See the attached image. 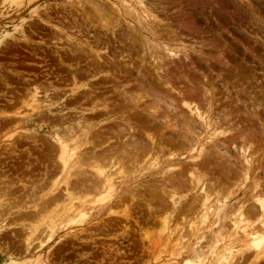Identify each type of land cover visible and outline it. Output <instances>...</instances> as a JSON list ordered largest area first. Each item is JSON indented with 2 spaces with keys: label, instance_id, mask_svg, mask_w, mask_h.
<instances>
[{
  "label": "rangeland",
  "instance_id": "374dc122",
  "mask_svg": "<svg viewBox=\"0 0 264 264\" xmlns=\"http://www.w3.org/2000/svg\"><path fill=\"white\" fill-rule=\"evenodd\" d=\"M145 17L147 19H144ZM70 37L71 39H68ZM74 48H76V51L80 50L77 55L69 51V49L73 51ZM168 51L175 52L176 56ZM96 53L98 55L102 54V56L96 58ZM110 62H112V65ZM232 66L234 67L232 68ZM69 67L71 70H69ZM72 68L77 69L79 74ZM73 71L76 73L74 78L79 83L78 85H84L85 83L84 88L86 87V90L88 88L89 92L97 90L94 92L97 94L98 92H104L105 95L112 94L113 90L111 89L115 85L119 90L126 89L129 85H133L137 78L148 77L155 80L154 77H156L158 78L156 80L163 78L160 81L166 80L168 82L170 78L169 81L173 80L171 77L173 74V78L175 80L180 79L183 84L189 80L193 82L198 80L199 85L192 82V86L195 84V90L199 89L198 91L202 92L201 95L204 93L205 86L209 90L206 94L210 93L211 96L208 95V99H206L205 95L202 100L205 99L210 102V98H213L211 104L214 122L221 123L219 128H221V125L224 128L227 125L226 128L232 130H236L235 127L240 130L245 129L244 134L249 139L246 138L244 142L247 143L251 139L250 141L257 144L255 146L260 149L259 159L264 165V92H262L264 91V0H0V199L4 200V197L10 198V196L12 198L15 195L14 197L17 196V199L21 197L20 201L25 202L21 201L23 203L21 204L19 199H16L19 204V206L16 205V210L14 207H12L14 211L12 208L11 210H0V264H167L166 262L171 258L170 253L175 248L173 245L170 246V243L168 246V241L166 242L165 237L160 234L159 226L156 224L158 221H156V217L160 216L158 212L147 219L145 217L146 211H143V216L138 220L139 228L135 224L129 223L137 231L135 233H123L124 228L122 225L126 223L119 219H113L112 226L107 231L104 226L100 225L97 230L92 229L97 232L91 238L90 235H85V232L79 234L77 228L80 227L77 226L79 224H73L74 226L67 224L68 219L61 217L63 207L67 205V200H64L63 194L64 201L60 199L57 201V203L60 202L59 204L47 206L36 219L35 217L29 218L23 214L22 209L19 210L26 204H29V207L32 206L31 209H33V205L34 208L36 207V203L30 202L32 201V197H29L31 190L26 189V193L23 185L27 186L28 184L30 187L27 186V188L38 185L35 188L37 194H35V191H33V194L42 197V194L48 191L47 188L50 189L51 184L61 181L60 174L56 173L58 170L52 171L53 166L50 163V157L52 156L46 155L47 150L42 144L45 145L46 141L53 144L54 133L64 134V131H67V120L66 124L61 122L62 126L54 121L58 116V118L64 120L69 116V111H67V108L64 109V106L67 103V95L73 88L72 81H70L71 78L73 80V74H71ZM141 72L143 76H141ZM234 72L239 73H236L238 77L241 74L247 80L243 79V85L241 86L243 90L240 86L235 85L237 83L232 84L233 79L228 77L227 73L235 76ZM219 78L229 80V84H225V79L224 82L223 79L219 80ZM251 78L255 80H251ZM101 79L107 80V83H103L104 81ZM110 80L112 82H109ZM93 82L97 83L93 84ZM37 84L44 87H39ZM119 84L121 87L118 86ZM125 84L126 86H124ZM201 84L204 85L203 88ZM112 85L114 86L111 87ZM34 86L44 88V90L48 89V94L49 89L52 88L54 92L52 91L50 94L57 91L54 95L56 97V94H58L60 98H55L54 95L49 94V97L53 96L49 99L52 98L54 101H58L57 104H60V102L64 104L55 107L54 111H44L42 114L31 112L27 107H23V109L25 108L23 110L21 106L25 105L20 103L25 100L24 94ZM230 86H233L232 88L240 87L239 90L242 91L237 92L238 89H234L235 92ZM105 87L106 89H104ZM178 87L175 86V89ZM247 88H253L248 91L250 92L248 95L246 94L248 93L246 90H249ZM255 88H258L257 91L259 92ZM107 89H109V92H105ZM243 91L246 93H240ZM94 92L89 94H95ZM169 93L172 94V92ZM173 94L175 96V93ZM234 94L236 95L234 96ZM259 94L263 97H260ZM249 95L255 96L254 102H252L253 96H250L251 101L249 100ZM259 98H262L263 103ZM240 100H243L241 101L243 103L246 101V104H241ZM248 100L249 102H247ZM256 103L263 106V111ZM9 104L13 105L11 107L12 111ZM237 105L239 108H237ZM207 107L205 106V108ZM183 112L186 114L185 111ZM183 112L181 111V113ZM70 113L71 116L74 114L73 111H70ZM88 114L86 112V115H83V123L85 122V124L92 127L90 129L93 135L95 133L103 135L107 128L115 129L114 126H110L115 119L104 120L103 115L100 118L92 119ZM170 115L172 116L170 117ZM170 115V119L179 120L177 117L181 114L179 112V114L171 113ZM50 117H52L51 119L54 118V121L47 120ZM55 123L57 127L54 126ZM74 123L76 124V121ZM103 128L106 129L103 130ZM250 129H256V132L255 130L250 131ZM246 136L244 135V137ZM254 136L256 140H253L255 139ZM219 139L224 144L225 142L232 143L230 140V143L224 140L223 137ZM49 140H52V142ZM234 143L237 145V149L227 144V148L224 150L232 159H237L242 163L238 148L243 141L238 140ZM11 145L14 147L12 148ZM170 149L171 147L167 146L162 153H159L162 161L167 160V155L173 152V149ZM174 152L178 154L184 151L176 149ZM143 155L145 156V154H142L141 157ZM221 156V154H217L214 160L210 161V170L215 173H213V176L216 178H220L218 175L220 168L216 165L219 164V167L227 165V163H223L227 157L221 158ZM45 157L50 159L48 160ZM141 157H138V160L140 158L139 161L142 160L143 157ZM183 157H186V154ZM148 160L150 161V159ZM148 160L147 165L149 164ZM187 161L188 159L184 162L188 164ZM189 162L190 165L192 161L189 160ZM231 164H233L232 161ZM137 166H145L143 168H146L145 164ZM126 169L124 168V170ZM258 171V177L263 182L264 166ZM232 178L229 179L230 182H237L235 178ZM136 179L138 182L140 181L139 178L136 177ZM40 185H43L41 189ZM115 185L116 187H122L118 182ZM62 189L64 188L62 187L59 192ZM117 189L121 190L123 188ZM231 191L233 193L229 195L231 198H229L228 206L242 198L239 190L234 189ZM61 193L58 195L61 196ZM20 194L24 195L20 196ZM225 195H221V198ZM217 206H220L219 203ZM121 209V207L118 208V210ZM4 211L6 214L2 213ZM12 213H15L16 216H13ZM2 214L4 216H1ZM52 219L57 221L60 231L58 230L59 234L49 240L46 237L47 232L46 234L44 232V227L47 228ZM106 221L110 222L107 219ZM119 223H121V226ZM42 229H44V234ZM84 229L86 228L84 227ZM202 231L205 234L207 233L206 229ZM28 232H32L30 234L32 237L28 236ZM71 232H76L79 239L71 236L73 238L71 240L69 236ZM60 233L64 236H60ZM189 238H192L189 239L191 243L195 242L193 236ZM115 248L117 249L115 250ZM120 251H124L126 255ZM244 264H247V262Z\"/></svg>",
  "mask_w": 264,
  "mask_h": 264
},
{
  "label": "bare ground",
  "instance_id": "6f19581e",
  "mask_svg": "<svg viewBox=\"0 0 264 264\" xmlns=\"http://www.w3.org/2000/svg\"><path fill=\"white\" fill-rule=\"evenodd\" d=\"M144 19L147 18L145 17ZM68 39H71V37ZM76 48H74L73 51L69 49V51L72 54L77 55L80 50L76 51ZM168 52L173 56L176 54L173 51ZM96 55V58H99L100 55L102 56V54L98 55L97 53ZM95 61L97 60L95 59ZM111 63L112 62H110V64ZM233 67L234 66H232V68ZM69 70H71L70 67ZM72 70L74 69L72 68ZM157 70L159 69L157 68ZM234 70H236V68H234ZM74 71L77 72V69ZM74 71L73 73H71L73 74V80L72 78L70 80L72 81L73 88H71L70 92L68 93L69 95H67L66 98L67 103L65 102L66 104L64 106V109L67 108V111H69V116H67V119L65 120L63 118H58L59 116L56 117L57 119L55 118V121L54 118L51 119L52 117L47 119L60 123L61 126V122H65L66 124L67 120V131H64V134L60 133L61 135L57 132V134L53 132V144H50V142L47 141L46 143L44 142L45 145L42 144L47 150L46 155L52 156L50 157V163L53 166L52 171L54 172L55 170H58V172L56 173L60 174L61 181L59 180L60 182L58 183L52 182L53 184H51L52 186H50L51 190L48 187V191H46V193L44 192L45 194L43 193L42 197H40V195H35L37 194L35 188L38 185H35L33 187L31 186V188H29L30 186L28 184V188L27 186L23 185V189H25V192L26 189L31 190L29 197H32V201L30 202L36 203V207L34 208L33 205V209H31L32 206L29 207V204H26V206L24 207L21 205L23 208H19V204L16 201L17 196L14 197V195L12 196V198L10 196V198L4 197V200L0 199L3 200L0 201V210H11L12 207H14L15 209L16 205H18L17 207L19 208V210L22 209L23 214H25L29 218L35 217L36 219V217L39 216L47 206L51 204H59L60 202L57 203V201L60 199L62 201V196L64 195L63 197L65 198L64 200H67V205H64L66 207H63L64 209L62 210V214H60L61 217L63 216L64 218L68 219L66 221L67 224H79L77 225L80 226L77 227L79 229V234L85 232L84 234L90 235L91 238L97 232L93 231L92 229L97 230L100 226H104L105 230L107 231L112 226L111 222L113 221V219H119L122 220L123 223H126L122 225V227L124 228L122 230L123 233H135L137 231L133 229V227L129 223H132V225L135 224L136 227L139 228L140 224L138 225V220H140L143 216V211H146L145 217L147 219L151 216H154L156 212H158L160 216L156 217L157 219H154H156V221L158 220L156 224L159 226L160 234L165 237L166 242L168 241V246L170 243V246L173 245V247L175 248L172 250L171 247H169V249H171L172 251L170 250L171 258L168 260V262H166L167 264H244L246 262L247 264H260L264 262V180L263 182H261V179L257 174V171L261 170L262 166H264L262 165L263 163L261 162V159H259L260 156L258 153L260 149H257V147L255 146L257 144H254L253 141H250L251 139L249 140L250 142H244L246 138H248L246 134H244L245 129L240 130L235 127L234 129L236 130H232L226 128L227 125H225V128L222 127V125L221 128H219V124L221 123L214 122L212 117L213 108L211 101H213V98H210V102L206 101L205 99L202 100L205 95L206 99H208L207 96L210 95V93H208V95L206 94L207 92H209V90L205 88L206 86L204 87L203 95H201L202 92L200 93V91H198L199 89H197L196 91V88H194L196 87L195 84L199 82L198 80L196 82L194 81L195 84H193V86V81L190 80L183 84L180 79V81L177 78V80H175L172 74L171 77L173 80L169 81L171 78L169 80L167 79L168 82H166V80L160 81L163 79L162 77V79L160 80H156L158 79L156 77H154L155 80L149 79L147 77L141 79L137 78L134 84L131 86L129 85V87H126V89L119 90L116 85H112L111 87L114 86L113 89H111L113 90V92H111L112 94L105 95L104 92H98V94L95 93L97 90H94L95 92H89L88 88L87 90L85 89L86 87L84 88V86H86L85 83L84 85H78L79 83H77L76 79L74 78V75L76 74L74 73ZM237 72H234L235 76H232L233 74L231 73L227 74L229 78L233 79L232 84L237 83L235 85L241 87L243 85V79L245 78L241 74L238 77L237 74L239 73ZM77 74L79 73L77 72ZM141 76H143L142 72ZM222 79L224 81L225 78ZM222 79L219 78V80ZM251 80L255 79L251 78ZM102 81H104L103 83H107V80ZM225 81V84H229V80L227 81L225 79ZM245 81L247 80L245 79ZM109 82L112 81L110 80ZM255 82L257 83V81ZM95 83L97 82H93V84ZM255 85L256 84L254 83V86ZM38 86L40 87L41 85ZM118 86L121 87L120 84ZM124 86H126V84ZM175 86L180 87L175 89ZM230 87L232 88L233 86ZM240 87H234L232 89H238L236 90L237 92L242 91L243 88L241 87L242 90H239ZM30 89L31 90L28 89L29 92H24V102L19 99L22 102L20 104L25 105L21 106L22 109L23 107H27L31 112L33 111L42 114L44 111H54L55 107L59 105L62 106L64 104L61 102L60 104H57L58 101H54L52 99L53 96H50L52 98L49 99V94L53 91L52 88L49 89V94L46 87V90H44V88L41 89L36 86H34L33 88L31 87ZM99 89L101 90V88ZM104 89H106V87ZM109 89H107V91L105 92H109ZM250 89L245 90L248 92L251 91ZM255 89L256 91L258 90V88ZM86 92H94L95 94H87ZM169 92H172V94H170ZM55 93H57V91H55ZM173 93H175V96L177 97H175ZM240 93L246 92L243 91ZM246 94L248 95L250 94V92ZM56 95L57 98H60L58 97V94ZM235 95L236 94H234V96ZM250 96L252 97L253 95H249L248 98ZM263 96L260 95V97ZM250 99L251 98H249V100ZM253 99H256L255 96L252 97V102H254ZM261 99L262 98H259V100ZM243 100H240L241 104L243 103L241 102ZM249 100L247 102H249ZM261 102L263 103L262 100ZM257 104L258 103H256V105ZM258 105L261 109L264 106H260V103ZM205 106L208 107L205 108ZM11 107H13V105L9 104V108ZM237 108H239L238 105ZM246 108L244 109L246 110ZM18 109L16 110L18 111ZM247 109L250 111L249 108ZM23 110H25V108ZM70 111H73L74 113L72 116ZM181 111H185L186 114L184 112L181 113ZM86 112L90 114L92 119L98 117L100 118V116L102 115L104 116V120L111 118L112 120L115 119L114 121H112L111 125L109 124L110 126H114L115 129L107 128V130H105L106 128H103V130H105V133L103 135H97L96 133L95 135H93L91 133L92 127L85 124V122L83 123V115H86ZM179 112L181 115L178 117L176 116L179 120L169 118V115L171 113L179 114ZM171 116L172 115H170V117ZM75 121L77 125L74 123ZM54 126L57 127L56 123ZM252 130H255L256 132V129ZM252 130L250 129V131ZM255 132L253 131V133ZM244 135L246 137H244ZM220 137H223L224 140L228 141L229 143L230 141H232L231 144H228L227 142H225V144L227 143L228 145H232V147H234L235 149H237V145L234 142L238 140H241V142L243 141L242 145H240V147L238 148V153L242 158V163L237 159H232V157L228 155L227 151L224 150L225 148H227V144L225 145L224 142L220 141ZM52 140L49 141L52 142ZM253 140H256V138ZM185 145L187 147H184ZM167 146L171 147V149H173V152H170L169 155H167V160L162 161L159 153H162ZM13 147L14 146H12V148ZM176 149H182V151L184 152L177 154V152H174ZM42 152L44 153V151ZM191 153L193 155H189ZM216 153L221 154V158H223L224 156L227 157L225 158L226 161H223V163H227V165L225 164V167H219V164H215L218 168H220L218 174L220 178L214 177V172L210 170V161L212 162V160H214V158L217 156ZM142 154H145V156H142L143 158L141 157ZM184 154H186V157H183ZM138 157H141L142 160L139 161L140 158L138 160ZM45 158L48 160L50 159L49 157ZM183 158L185 160L188 159V164L184 162L185 160H182ZM145 159H150L151 162L148 160L149 164L147 165L148 162L147 160L145 161ZM189 160L192 161L190 165ZM231 161L233 162V164H231ZM223 163L221 162L222 165H224ZM142 164H145L146 168H143L145 166H140ZM137 165H139L140 167H138ZM124 168L127 169L124 170ZM136 177L140 179L139 182ZM232 177L235 178L237 182H230L229 179ZM116 182H118L119 185L121 184L122 187H116ZM42 186L40 187V189L42 188ZM62 187L64 189H62L63 192L61 191V193L59 191ZM117 188L123 189L118 190ZM234 189H237L239 190V192H241L242 198L238 199L234 204H231V206H228V202L230 201L229 198H231L229 195L233 193L231 190ZM33 191H35V194H33ZM59 193H61V196L58 195ZM21 195L24 194H20V196ZM221 195H225V197L221 198ZM18 199L20 201L21 197H19ZM21 201L24 202L23 200ZM218 203L220 206H217ZM119 207H121L122 209L118 210ZM2 213H5V211ZM14 214L15 213H12L13 216H16ZM1 216L4 215L2 214ZM106 219L110 220V222L106 221ZM50 222L51 223L49 225L45 223V226L47 225V228L43 226L45 228V231L44 229H42V232L44 231L45 234L47 232L46 237H48L49 240L57 236L60 231L59 225L56 223L57 221H53L52 219L50 220ZM120 224L121 223H119V225ZM84 227L86 229H84ZM203 229L204 231L206 229V234L202 231ZM31 231L33 232L34 229ZM28 233V236L32 237L30 235L31 233ZM72 233L74 232H71V234ZM71 234L69 236L75 237L76 239L77 233L75 232L73 235ZM60 236L64 235H61L60 233ZM192 236L194 237L193 239H195V242L191 243L189 239L192 238L189 237ZM72 237L71 240L73 239ZM160 237L159 239L161 240ZM116 249L117 248H115V250ZM120 252L124 254V251ZM120 252L119 254L122 257V254ZM124 255H126V253Z\"/></svg>",
  "mask_w": 264,
  "mask_h": 264
}]
</instances>
